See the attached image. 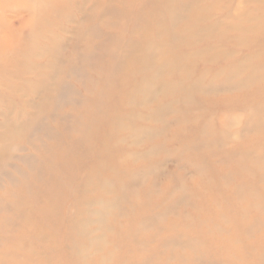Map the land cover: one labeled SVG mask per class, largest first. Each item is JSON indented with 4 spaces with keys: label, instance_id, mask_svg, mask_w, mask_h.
Masks as SVG:
<instances>
[{
    "label": "rangeland",
    "instance_id": "obj_1",
    "mask_svg": "<svg viewBox=\"0 0 264 264\" xmlns=\"http://www.w3.org/2000/svg\"><path fill=\"white\" fill-rule=\"evenodd\" d=\"M2 3L0 264H264V0Z\"/></svg>",
    "mask_w": 264,
    "mask_h": 264
},
{
    "label": "bare ground",
    "instance_id": "obj_2",
    "mask_svg": "<svg viewBox=\"0 0 264 264\" xmlns=\"http://www.w3.org/2000/svg\"><path fill=\"white\" fill-rule=\"evenodd\" d=\"M53 1H50V4H52ZM0 5H2L3 7L6 6V4L1 3ZM53 5H51L52 7ZM184 8L186 9H190V7L187 6V4L185 3ZM44 9V8H43ZM163 10V6H161L159 9H157L156 11H161ZM169 10H170V15L172 18H181L183 17L180 8L177 9L176 6L174 5H170L169 6ZM200 16L197 17V20L199 19ZM177 33H169L167 34L168 37H170L171 35H175ZM180 36L182 38H190V40H195V31L193 30V25L191 26H182L180 32H179ZM154 61H151L148 64H152ZM191 63V60L182 54H176L173 55L171 58H169V65L168 66H164L163 64L157 63V71L156 73L153 75V77L151 78V80L149 81V85L146 86H141L139 88V90L141 91V93L144 92H150L151 90L157 88L158 90H161L163 88V86L160 84L161 82L158 80V77L160 75H164L168 72H166L165 70L168 68H178V70H182L184 72H187V68L189 67V64ZM145 94V93H144Z\"/></svg>",
    "mask_w": 264,
    "mask_h": 264
}]
</instances>
